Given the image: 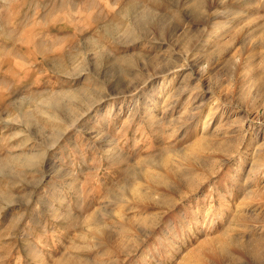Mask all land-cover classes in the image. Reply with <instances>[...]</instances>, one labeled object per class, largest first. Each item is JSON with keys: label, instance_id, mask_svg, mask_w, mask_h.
Returning a JSON list of instances; mask_svg holds the SVG:
<instances>
[{"label": "rangeland", "instance_id": "obj_1", "mask_svg": "<svg viewBox=\"0 0 264 264\" xmlns=\"http://www.w3.org/2000/svg\"><path fill=\"white\" fill-rule=\"evenodd\" d=\"M70 255L264 264V0H0V264Z\"/></svg>", "mask_w": 264, "mask_h": 264}, {"label": "bare ground", "instance_id": "obj_2", "mask_svg": "<svg viewBox=\"0 0 264 264\" xmlns=\"http://www.w3.org/2000/svg\"><path fill=\"white\" fill-rule=\"evenodd\" d=\"M156 181H159L160 180V177L157 176V178L155 179ZM96 229V228H95ZM98 232L102 233L103 235V238H107L109 240V242H111L113 240L114 236L112 233H110L109 231H107V229H105V227H98ZM120 235V234H119ZM102 238V237H101ZM102 238V239H103ZM122 237H120L121 239ZM106 240V239H105ZM121 241V240H120ZM105 242V241H104ZM120 246L122 245L121 242L118 243ZM105 246V245H104ZM110 249V248H109ZM108 249L105 250V252L107 251ZM120 250H123V249H120ZM69 256V255H67ZM71 256V255H70ZM77 256V255H76ZM210 256L215 259V260H221L222 258L216 254H213V252L210 253ZM78 257V256H77ZM80 257V256H79ZM74 258V257H62L63 259L61 260V263L62 264H91L88 260H85V259H80V258ZM188 263V259L186 258L184 260V262L182 261V264H187ZM95 264V263H94Z\"/></svg>", "mask_w": 264, "mask_h": 264}]
</instances>
